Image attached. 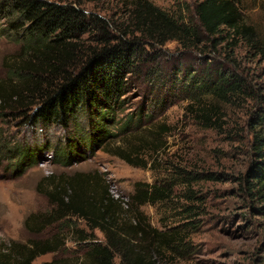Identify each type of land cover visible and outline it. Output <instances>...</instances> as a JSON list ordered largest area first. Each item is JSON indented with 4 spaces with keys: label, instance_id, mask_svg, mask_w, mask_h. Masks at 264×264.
Wrapping results in <instances>:
<instances>
[{
    "label": "rangeland",
    "instance_id": "374dc122",
    "mask_svg": "<svg viewBox=\"0 0 264 264\" xmlns=\"http://www.w3.org/2000/svg\"><path fill=\"white\" fill-rule=\"evenodd\" d=\"M146 1L169 16L193 21L194 6L201 0ZM120 6L121 0H100L84 3L83 9L121 19L124 8ZM238 9L242 22L264 39V0H240ZM11 18L0 0V90H6L10 98L5 106L0 103V251L6 252L12 244L56 238L63 246L31 264H79L84 253L82 245H77L79 236L102 244L98 231H89L74 218H68L65 225L75 229L59 223L41 231L37 228L53 208L47 194L69 178L83 176L90 188L104 187L121 201L120 223L133 226L139 220L166 239L176 234L167 244L138 242L141 253L154 264H264V215L250 209L255 205L244 194L243 182L250 164L257 160L243 121L261 105L242 100L235 107L222 106L221 128H206L188 109L190 102L178 84L182 72L198 70L205 62L230 65L229 41L219 39H225V31L213 44L207 41L196 48L184 49L173 42L143 46L148 57L128 77L123 109L116 116L119 124L131 118L130 129L88 151L74 142L78 138L82 143L87 130L84 114L79 113L66 127L30 124L36 93L27 92L31 85L26 87L15 73L33 70L20 31L10 29ZM233 60L247 86L256 94L264 92V58L239 43ZM21 148L38 150L36 163L22 173L14 171ZM66 148H73L75 156L65 166L55 162L54 156ZM119 155L144 168L126 164ZM135 183L164 187L167 198L130 207Z\"/></svg>",
    "mask_w": 264,
    "mask_h": 264
},
{
    "label": "trees",
    "instance_id": "16d2710c",
    "mask_svg": "<svg viewBox=\"0 0 264 264\" xmlns=\"http://www.w3.org/2000/svg\"><path fill=\"white\" fill-rule=\"evenodd\" d=\"M87 2L100 0H4L5 10L12 17L10 29L20 31L22 48L27 51V63L33 70L23 75L15 73L26 87L31 85L27 92L36 93L34 111L28 117L30 124L66 127L81 113L87 116V130L82 134V143L78 138L74 142L88 151L100 147L130 129L131 118L119 124L116 116L123 109L128 77L148 57L143 46L173 42L184 49L196 48L207 41L213 44L225 31V39H219L229 41L226 57L230 65L205 62L198 70L182 72L178 84L190 102L188 109L206 128H221L225 117L222 106L235 107L242 100L261 105L248 112L243 121L257 159L250 164L243 182L244 194L255 205L250 209L264 215V92L256 94L247 86L233 60L239 43L254 56L264 58V39L242 22L240 0H201L194 6L193 21L169 16L146 0H121V19L87 12L83 9ZM9 101L6 90H0L2 106ZM136 121L139 124V117ZM111 128L116 131L111 133ZM72 149L56 152L54 161L69 165L75 156ZM37 155L36 149L18 150L14 171L22 173L34 165ZM119 158L128 165L144 168L128 156ZM87 185L86 178L74 176L48 193L53 208L41 218L39 231L54 223L75 229L65 225L68 218H74L89 231L96 230L103 236L102 244L92 242L86 235L78 237L77 245L81 244L84 251L79 264H154L141 253L139 243L146 239L167 244L176 234L166 239L139 220L133 226L120 223L117 217L121 201L104 187ZM167 194L164 187L135 183L129 206L153 204L166 199ZM56 240L12 244L6 252L0 251V264H31L41 255L57 252L63 245Z\"/></svg>",
    "mask_w": 264,
    "mask_h": 264
}]
</instances>
